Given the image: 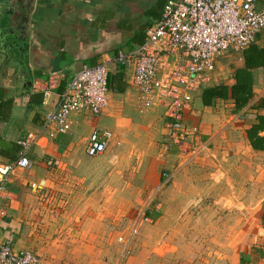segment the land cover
I'll use <instances>...</instances> for the list:
<instances>
[{
	"label": "crops",
	"instance_id": "1",
	"mask_svg": "<svg viewBox=\"0 0 264 264\" xmlns=\"http://www.w3.org/2000/svg\"><path fill=\"white\" fill-rule=\"evenodd\" d=\"M166 1L32 0L28 36L25 42L15 45L7 38L4 25L0 26L1 162L17 160L24 150L22 142L29 135L43 131L45 115L58 106L60 94L78 71L86 65L100 63L110 67L109 102L103 114L95 116L87 110L73 112L68 133L57 134L54 128H48L44 137L26 150L31 167L15 170L8 180L6 193L0 195V208L6 213L0 220V243L8 240L17 252H34L42 264H161L157 247L150 249L145 239L147 225L152 222H141L134 236L131 233L136 219L130 232L118 235L111 232L110 224L118 217L100 213L102 208L98 202L110 195V183L95 186L93 180L91 183L84 180L82 192L85 195L79 196L75 187L79 176L94 173L79 167L89 156L73 148L75 142L80 141L78 135L85 133L82 141L87 144L95 129L111 132V143H117L119 148L141 143L143 159L155 156L152 151L161 135L162 141H166L164 106L147 103L133 83V70L117 63L120 51L132 52L145 42L147 29L161 19ZM5 20L6 16L2 21ZM257 43L264 46V31ZM221 60L215 72L224 75ZM242 65L240 58L237 66ZM255 75V99L258 100L264 98V68L257 69ZM51 78L55 79L53 87ZM212 81H216L214 73L204 87L213 86ZM228 82L234 80L231 78ZM201 91L195 94L185 122L200 135L195 145L205 142L204 135L212 134L213 150H203L201 156L186 166L179 162L183 155L178 150L163 151L157 159L164 170L160 172L157 168L150 178L146 177V172L142 173L145 182L140 189L154 190L157 200L163 195L160 200L168 206L188 207L207 190L205 171L218 162L219 171L225 166L247 173L245 184L242 180L227 182L230 185L227 190L234 196L231 200L237 201L240 191L246 197L249 210L260 209L264 203V194L259 193L264 191V151L253 150L247 138V130L255 122L257 111L248 106L236 112L232 100L205 107ZM260 113L264 114V110ZM50 132H55L54 137H49ZM121 154L122 150L118 149V157ZM51 159L59 164L49 166L47 162ZM166 171L175 177L158 191ZM214 187L215 184L210 191ZM121 189L126 190V186L122 185ZM163 189L165 191L160 193ZM54 192L61 197L45 199ZM65 194L68 198H64ZM178 222V218L169 215L161 217L158 223L166 224L174 233ZM261 233L259 231L253 242L261 246L250 249L249 245L247 254L235 264H264ZM119 238L125 242H120ZM129 240L130 254L124 256Z\"/></svg>",
	"mask_w": 264,
	"mask_h": 264
},
{
	"label": "built area",
	"instance_id": "2",
	"mask_svg": "<svg viewBox=\"0 0 264 264\" xmlns=\"http://www.w3.org/2000/svg\"><path fill=\"white\" fill-rule=\"evenodd\" d=\"M263 31L264 0H167L161 19L147 29L145 42L132 52L118 53L117 63L133 70L132 80L140 96L153 106L165 108L164 152L182 149L198 139L199 136H195L198 131L189 129L185 122L195 94L211 80L224 55L245 51ZM109 77V65L100 63L84 66L69 80L60 94L58 106L45 115L43 131L29 135L22 142L24 150L17 160L0 161V195L6 193L8 180L15 170L31 167L26 150L36 145L48 128H54L57 134H66L71 129L73 112L87 110L95 116L103 114L109 102ZM51 84L55 85L54 78ZM55 132H50L49 137H54ZM112 138L111 132L95 129L87 140V156L103 155ZM196 147L205 149L206 144ZM188 152L192 158L198 154L195 147ZM47 163L49 166L59 164L53 159ZM174 177L172 172H163L158 191ZM5 215L0 208V220ZM141 222L151 220L144 216L139 218L132 236L136 235ZM119 241L125 242L123 238ZM126 244L124 256L130 254L131 240ZM0 264H42V261L34 252H17L11 241L6 240L0 243Z\"/></svg>",
	"mask_w": 264,
	"mask_h": 264
},
{
	"label": "rangeland",
	"instance_id": "3",
	"mask_svg": "<svg viewBox=\"0 0 264 264\" xmlns=\"http://www.w3.org/2000/svg\"><path fill=\"white\" fill-rule=\"evenodd\" d=\"M240 58L241 54L228 53L224 55L221 60L223 63L221 70L224 75L218 71L214 72L216 81H212L213 83L210 84L214 85L230 80L232 68L238 65ZM84 136L85 133H82L81 136L78 135L80 141L75 142L73 148L83 155H85L86 146V141H82ZM195 136L200 135L197 133ZM204 136L206 140L202 145L206 144L205 149H200V147H196L195 143L188 142L182 149H172L170 152L178 150L183 155L179 162L181 161L183 166L190 165L197 157L201 156L203 150L207 152L214 148L213 135ZM162 139L161 135L156 140L155 151H152L155 156L147 159L142 158L143 146L141 143L127 144L119 148L115 142L111 143L103 155L86 157L79 167L88 169L94 174L79 176L80 180L76 182L75 186L79 196L85 195V192H82V188L85 186L84 180L90 183L93 180L95 186L102 184L101 182L110 183V195L105 201L103 198V200L98 199V202L100 201L102 208L100 213H109L114 215V218L118 217L114 223L110 224L111 232H116L117 235L127 230L130 232L135 219L138 220L143 216L144 218L148 217L152 223L146 222V224H151L147 225L145 239L148 240L150 249L153 246L157 247L161 264L240 263L241 256L247 254L249 245L250 249L260 245L259 242L253 243L259 231H262L260 238L264 241V203L260 209L249 210L245 203L246 197L240 191L238 192L240 193L239 197L235 195L236 201L235 199L231 200L234 196L231 197L232 193L227 190L230 187L227 183L229 180L232 183L236 181L240 183L239 180H242L245 184L247 173L230 170L225 166H223V171H219L221 166L216 162L217 166H211L205 171L208 186L207 190L201 192V196L197 198L198 201L188 207L168 206L162 199L160 200V197L164 198L160 193L165 189L158 194V196L160 195L158 200L156 195H153L154 190L140 189L141 183L145 182L142 173L146 172L148 174L146 177L150 178L157 168L160 172L164 170L157 159L164 150L165 142ZM192 147L197 148L198 153L193 158L188 152ZM118 149L122 150L120 157L117 155ZM213 184H215L214 190L210 191ZM122 185L126 186V190L121 189ZM243 186L245 188V185ZM243 191L245 195L246 191ZM259 193L264 194V191ZM48 197L59 199L61 196L60 193L58 195L57 192H54L49 193L45 199ZM64 198H68V196L65 194ZM169 215H174V218L179 219V222L175 224L177 230L174 233L172 228L168 229L166 224L163 226L158 223L161 217ZM34 250L39 253L38 249Z\"/></svg>",
	"mask_w": 264,
	"mask_h": 264
},
{
	"label": "trees",
	"instance_id": "4",
	"mask_svg": "<svg viewBox=\"0 0 264 264\" xmlns=\"http://www.w3.org/2000/svg\"><path fill=\"white\" fill-rule=\"evenodd\" d=\"M167 2V1H166ZM166 4V3H165ZM261 39V34L257 40ZM257 40L241 54L242 66H234L232 69L233 83L221 81L213 86L204 87L201 91L202 103L210 107L218 101L232 100L236 112H240L250 106L257 111L255 122L247 130V138L253 150L264 151V98L255 99V85L257 69L264 68V46H260ZM1 98V95H0Z\"/></svg>",
	"mask_w": 264,
	"mask_h": 264
},
{
	"label": "water",
	"instance_id": "5",
	"mask_svg": "<svg viewBox=\"0 0 264 264\" xmlns=\"http://www.w3.org/2000/svg\"><path fill=\"white\" fill-rule=\"evenodd\" d=\"M32 3V0H0V26L4 25L6 36L14 45L25 42L28 36Z\"/></svg>",
	"mask_w": 264,
	"mask_h": 264
}]
</instances>
